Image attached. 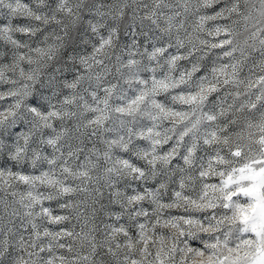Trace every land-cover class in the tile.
I'll use <instances>...</instances> for the list:
<instances>
[{
    "label": "clouds",
    "instance_id": "clouds-1",
    "mask_svg": "<svg viewBox=\"0 0 264 264\" xmlns=\"http://www.w3.org/2000/svg\"><path fill=\"white\" fill-rule=\"evenodd\" d=\"M0 264H264V0H0Z\"/></svg>",
    "mask_w": 264,
    "mask_h": 264
}]
</instances>
